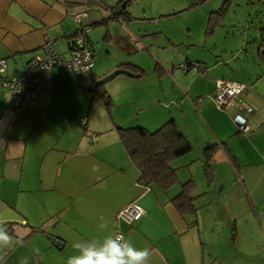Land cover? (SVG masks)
I'll list each match as a JSON object with an SVG mask.
<instances>
[{
    "label": "crops",
    "instance_id": "crops-1",
    "mask_svg": "<svg viewBox=\"0 0 264 264\" xmlns=\"http://www.w3.org/2000/svg\"><path fill=\"white\" fill-rule=\"evenodd\" d=\"M75 1L81 4L70 7L65 0H0V59H7L9 75L24 74L32 58L45 56L46 36L53 39L59 54L69 57L72 36L78 29L75 14L86 4L122 3ZM118 17L129 32L130 17L124 12ZM107 19L101 12L89 13L83 19L86 24L102 22L89 31L92 45L99 30H105V43L113 40L112 21ZM125 35L116 34L130 41ZM122 47L115 53L120 58L106 68L100 64L96 69L95 64L86 82L74 71L60 74L55 68L41 70L44 87L34 105L22 102L16 106L11 95L0 90V228L11 237L9 245L0 248V264H21L22 258L29 264H67L70 256L78 255L75 243L114 237L117 214L132 201H138L145 213L133 225H122L125 240L138 250L149 249V264H264V259L254 257L264 246V74L248 93L249 102L257 108L255 129L241 133L232 113L220 109L209 96L217 80L222 79V71L208 70V76H203L208 79L204 95L210 101L202 99L203 94H192L182 101L201 122L213 123L214 128L202 140L189 133L200 146L203 140L208 144L201 146L200 157L193 156V146L171 161L180 177L176 184L168 189L146 186L140 183V170L122 144L119 125L118 133H88L87 129L94 98L99 97L90 86L99 75L122 63L130 64V57L122 59L130 54L126 51L130 45ZM126 69L138 77L146 74L140 64ZM154 71L159 79L169 74L175 79L183 76L161 60ZM62 74L75 76V82H60ZM58 85L63 88L58 89ZM107 94L112 102L111 94ZM75 117L84 124L83 133L70 129ZM172 118L181 129L178 119ZM187 120L189 128L191 118ZM143 126L151 130L147 124ZM207 162L212 169L210 180ZM191 179L196 183L193 196L197 211L183 214L173 198L180 193L181 183ZM52 238L62 240L63 246Z\"/></svg>",
    "mask_w": 264,
    "mask_h": 264
},
{
    "label": "rangeland",
    "instance_id": "rangeland-1",
    "mask_svg": "<svg viewBox=\"0 0 264 264\" xmlns=\"http://www.w3.org/2000/svg\"><path fill=\"white\" fill-rule=\"evenodd\" d=\"M124 3H108L110 6L103 2L100 6L88 3L84 6L83 10L88 14H104L109 18L108 21H112L113 26L111 43L103 40L105 30L96 31L95 36L93 35L95 68L100 64L102 68H106L108 63L118 60L120 57H117L118 54L115 56L116 50L129 44L126 51H130V54H124L122 59L129 60L130 57V67L134 63L140 64L146 74L141 77L120 74L103 84L112 96V103L108 106L105 100L97 96L94 98L90 123L87 125L88 133H118V125L130 127L143 123L151 130H156L175 117L192 141L193 156L200 157L201 146L208 144V141L203 140V145L200 146L189 133H194L202 140L214 126L211 121L210 124L201 122L190 108L183 106L182 101L189 100L192 94L195 97L203 94L200 95L201 98L210 101L211 98L204 95L208 79L198 75L193 69H190V74H186L181 64L197 61L206 65L210 73L222 71V79L238 80L253 88L258 78L264 74V64L259 57L261 28L264 27V0H132L125 6ZM122 12L131 19L129 32H125L126 24L123 27L120 23L122 20L118 16ZM110 15L115 16L112 18ZM116 34L125 35L130 41L125 42V38L121 40ZM159 60L167 68L175 67L178 74L180 72L183 76L179 75L180 78L175 79L169 74L159 79L154 71ZM52 68L60 74L66 72L59 66ZM104 76L99 75L98 79ZM60 77V82H75V76L62 74ZM83 82L86 81L83 79ZM58 86V89L63 88ZM82 90L88 92L87 87L82 86ZM68 98L71 101L72 96ZM81 115L86 116L85 113ZM147 118L150 120L147 121ZM153 118L157 122H151ZM190 118L191 125L188 128L187 119ZM79 121L80 118L75 117L69 126L70 129L83 133L85 126ZM119 148L121 149L120 145ZM184 175L181 173V178ZM259 250L254 257L264 259V246ZM253 254L254 252L250 256Z\"/></svg>",
    "mask_w": 264,
    "mask_h": 264
},
{
    "label": "built area",
    "instance_id": "built-area-1",
    "mask_svg": "<svg viewBox=\"0 0 264 264\" xmlns=\"http://www.w3.org/2000/svg\"><path fill=\"white\" fill-rule=\"evenodd\" d=\"M87 15L86 10L75 14L80 33L75 38L74 48L69 57L59 54L54 47L53 39L46 36L43 45L45 56L36 55L32 58L24 74L8 75L7 59H0V90H5L11 95L14 105L19 106L22 102H27L29 105L36 104L38 91L42 87L39 76L41 70L59 66L64 71H74L83 79L90 73L95 64V54L90 42L87 41L90 26L83 21ZM181 67L185 71L193 69L201 76L208 74L206 65L197 61L183 63ZM249 88L251 86L244 82L218 79L213 93L210 94L220 109L232 113L233 120L241 133H249L255 129L253 121L257 108L248 100ZM92 137L96 139V135ZM144 213L145 209L138 201H132L123 207L117 214L118 224L115 227L114 237L119 236L125 240L122 225H132L141 219Z\"/></svg>",
    "mask_w": 264,
    "mask_h": 264
},
{
    "label": "trees",
    "instance_id": "trees-1",
    "mask_svg": "<svg viewBox=\"0 0 264 264\" xmlns=\"http://www.w3.org/2000/svg\"><path fill=\"white\" fill-rule=\"evenodd\" d=\"M125 1L126 0H122V2ZM130 1L132 0H128L127 4L130 3ZM65 3L70 7L75 4H81L80 1L76 2L75 0H65ZM101 23L102 22H96L88 25L90 27H97ZM79 33L80 28L78 25V29L72 36L71 51L74 48L75 38ZM87 41L90 42L89 33L87 34ZM259 57L264 64V27L261 28ZM129 65V63H122L120 67L127 68ZM92 70L88 75L91 74ZM89 90L104 99L106 104L111 105L112 102L108 97L105 86L99 81L93 80V84L90 86ZM117 129L127 154L140 170V183L146 186L156 184L164 189H168L179 181L177 169L172 167L171 161L190 152L193 149V144L181 131L174 118L169 119L156 130H150L143 125L130 127L118 126ZM93 135L96 134H92V136ZM205 166L206 175L208 176V180H210L212 178L211 165L207 162ZM195 187L196 183L193 179L183 182L181 183L180 193L173 198L178 210L183 214L197 211L193 196Z\"/></svg>",
    "mask_w": 264,
    "mask_h": 264
},
{
    "label": "clouds",
    "instance_id": "clouds-1",
    "mask_svg": "<svg viewBox=\"0 0 264 264\" xmlns=\"http://www.w3.org/2000/svg\"><path fill=\"white\" fill-rule=\"evenodd\" d=\"M11 237L0 228V248H5ZM78 255L70 256L67 264H149L151 252L136 249L130 241L121 237H107L102 242L80 241L73 245ZM21 264H29L27 258Z\"/></svg>",
    "mask_w": 264,
    "mask_h": 264
},
{
    "label": "water",
    "instance_id": "water-1",
    "mask_svg": "<svg viewBox=\"0 0 264 264\" xmlns=\"http://www.w3.org/2000/svg\"><path fill=\"white\" fill-rule=\"evenodd\" d=\"M127 2H128V0L125 1L124 6L127 4ZM120 74H126V75H129L131 77H138L139 76L138 73H135L129 69H126L124 67H117L113 71H111L110 73H108L107 75L102 77L101 79H97V81H99L101 84H105ZM52 240L60 246H63V244H64V242L60 239L52 238Z\"/></svg>",
    "mask_w": 264,
    "mask_h": 264
}]
</instances>
